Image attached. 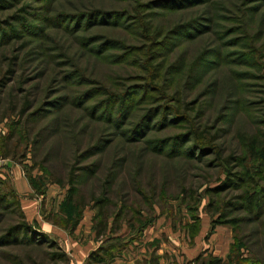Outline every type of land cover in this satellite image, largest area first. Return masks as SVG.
Segmentation results:
<instances>
[{"label": "rangeland", "instance_id": "rangeland-1", "mask_svg": "<svg viewBox=\"0 0 264 264\" xmlns=\"http://www.w3.org/2000/svg\"><path fill=\"white\" fill-rule=\"evenodd\" d=\"M158 218L140 263L264 264V0H0V264Z\"/></svg>", "mask_w": 264, "mask_h": 264}, {"label": "crops", "instance_id": "crops-1", "mask_svg": "<svg viewBox=\"0 0 264 264\" xmlns=\"http://www.w3.org/2000/svg\"><path fill=\"white\" fill-rule=\"evenodd\" d=\"M15 177H16L15 181H18L16 183L17 192H19V195H20V207L23 213L25 214V216L27 217L29 221L37 220L39 222V220H41L39 218V199L34 198L33 196L30 195L31 188L29 186V183H27V181L25 180V178H22V176H18V173L15 174ZM84 220L80 222L78 228L76 229L77 231L84 229L82 227L84 225V223H82L84 222ZM157 221L158 223L155 224L154 227L152 225L147 226L144 229L143 236L139 239H136L133 242L134 245H137L139 247L138 250H129V248H132L131 247L132 245H130L127 248L123 247L118 252H115L114 255H112L108 261L97 263V264H145V263H140V260H142L141 257L149 258L151 253L154 250L155 252L153 253L159 256L161 258L160 259L161 262H163L164 259L167 258L166 253L169 252L168 249H166V247H168L167 244L165 242H161V244L158 247H156V246H153V242H152L154 238H159V234L161 232L160 226L163 223V219L158 218L156 222ZM91 223L92 222L86 223V224H89V226L85 224L86 230L88 232L87 233L88 238H84L83 240L81 237L79 239H73V237H71L68 233H66L63 230H60L61 241L63 242L62 244H64L63 246L62 245L61 246L63 247V250L68 254L69 259L71 260L70 264H86L89 261L90 254L93 251H96L101 246H106L107 244H110L109 241L115 240V238L119 234L116 232L115 234L108 235L110 231V225H109L107 231L104 234L97 235L96 234L97 232L95 229L93 230ZM41 224H42V227H41L42 230H44L45 226L49 227L48 230L54 229V227L51 226L50 224H47L46 221H43V223ZM157 230H160V232L157 233ZM162 233L163 232H161V234ZM110 236L112 240L111 238H109ZM195 241L197 242V239H195ZM202 249H204V251L208 250V252H213V256H216L219 258H225L224 256L226 254L225 253L226 251H224V249H223V252H221L222 255L218 254L219 253L218 249L209 250L207 248V245ZM139 251H142L145 254H141V253L137 254ZM183 252L185 251L183 250ZM187 255L188 254L186 252L185 254L181 256L175 254L179 262H180V258L183 259L185 257L187 259H192L193 257H195V256L188 257Z\"/></svg>", "mask_w": 264, "mask_h": 264}, {"label": "trees", "instance_id": "trees-1", "mask_svg": "<svg viewBox=\"0 0 264 264\" xmlns=\"http://www.w3.org/2000/svg\"><path fill=\"white\" fill-rule=\"evenodd\" d=\"M19 202L20 201H18V203ZM249 202H251V199ZM76 225H77V223H76ZM142 226H140V228ZM19 227L24 230L25 234H29L34 229L27 221H25V223H22L21 225H19ZM107 229H108V220L107 219H101L98 226L96 227L97 235L104 234L107 231ZM34 231H35V232H33L34 234H38V235L40 234V233H38L37 230L34 229ZM111 240H112V238H111ZM118 241H119V239L112 240L110 244H108L106 246H101L96 251H93L89 257V260L91 262L90 263L88 261L89 264H97V263L108 261L111 258V256L114 255L115 252H118L119 250H121L124 247L123 242L119 243ZM60 256L63 260H69V256L64 250L60 253ZM208 262H207V264H221L223 261L219 257H213V258H210Z\"/></svg>", "mask_w": 264, "mask_h": 264}]
</instances>
